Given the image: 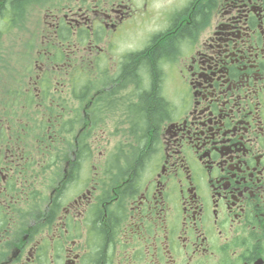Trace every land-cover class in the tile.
Masks as SVG:
<instances>
[{
    "label": "flooded vegetation",
    "instance_id": "obj_1",
    "mask_svg": "<svg viewBox=\"0 0 264 264\" xmlns=\"http://www.w3.org/2000/svg\"><path fill=\"white\" fill-rule=\"evenodd\" d=\"M40 2L42 74L0 106V264H264V0H183L117 61L101 45L138 20L125 0ZM197 8L143 126L122 67Z\"/></svg>",
    "mask_w": 264,
    "mask_h": 264
},
{
    "label": "rangeland",
    "instance_id": "obj_2",
    "mask_svg": "<svg viewBox=\"0 0 264 264\" xmlns=\"http://www.w3.org/2000/svg\"><path fill=\"white\" fill-rule=\"evenodd\" d=\"M125 1L129 6L128 15L129 13L132 16L135 15L138 20L127 27L129 30L125 31L126 35L119 37L112 33L111 40L101 45L105 54L114 56L115 61L119 60L121 56L119 54L141 47L152 32L165 25L170 14L176 12L177 8L184 4L183 0ZM41 4L40 0L32 3L29 10L23 11L20 23L17 22L16 25L0 23V106L18 101L17 97L11 101L12 96L8 90L17 85L24 87L29 83V76H31L33 86V83L36 84L39 79L38 75L42 74L40 53H44L42 51H45L46 45L43 43L45 7L41 8ZM81 49L83 50L82 47ZM83 52L88 54V52ZM80 57H82L81 51L76 56L79 59L77 65L82 64ZM103 64L104 62H101V65ZM96 79L98 82H95V89L106 83V77L103 75L97 74ZM78 113L81 125L84 119L81 106ZM99 160L101 161L100 158Z\"/></svg>",
    "mask_w": 264,
    "mask_h": 264
},
{
    "label": "trees",
    "instance_id": "obj_3",
    "mask_svg": "<svg viewBox=\"0 0 264 264\" xmlns=\"http://www.w3.org/2000/svg\"><path fill=\"white\" fill-rule=\"evenodd\" d=\"M27 1L0 0V23H2L3 17H11L12 13L17 15L16 18L22 14ZM30 1L34 3L39 0ZM192 15V22L182 25L173 37H170L163 44L156 46L150 52L145 50L143 52L131 53L122 67V84L138 77L147 86V89L143 91L142 102L138 107V111L145 122H143V126L144 124H147L149 127L156 126L161 117L166 113V104L159 90L160 62L179 45L182 37L190 35L194 31L197 23L201 21L204 11H200L197 8Z\"/></svg>",
    "mask_w": 264,
    "mask_h": 264
}]
</instances>
